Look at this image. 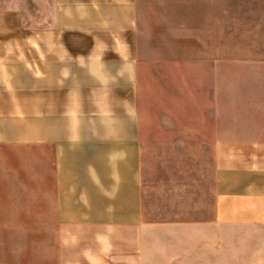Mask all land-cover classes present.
I'll use <instances>...</instances> for the list:
<instances>
[{
  "label": "crops",
  "instance_id": "0c3cea01",
  "mask_svg": "<svg viewBox=\"0 0 264 264\" xmlns=\"http://www.w3.org/2000/svg\"><path fill=\"white\" fill-rule=\"evenodd\" d=\"M150 25L209 56L201 72H227L228 50L243 62L229 71L264 73V0H0V177L34 184L45 152L53 174L54 255L44 226L25 264H264V81L237 103L251 127L227 138L219 95L198 177L168 185L160 162L150 194L139 80Z\"/></svg>",
  "mask_w": 264,
  "mask_h": 264
},
{
  "label": "rangeland",
  "instance_id": "374dc122",
  "mask_svg": "<svg viewBox=\"0 0 264 264\" xmlns=\"http://www.w3.org/2000/svg\"><path fill=\"white\" fill-rule=\"evenodd\" d=\"M163 27L169 29L165 30L160 26L153 33L154 26H147L149 31L140 40V102L145 122L142 174L146 192L150 194L159 182L160 162L164 164L162 173H165L168 185H171L172 180L175 186L186 183L191 176L198 177L203 160L200 157L206 154L201 151L206 149L205 133L217 127L216 121L211 120L210 116L217 112L215 98L219 95L225 97L227 102L224 109L227 138L234 130L251 127L249 121H243L241 125L240 112L243 106L237 103L240 98L258 97L260 91L250 90L249 86L252 82L264 81V73L229 71L235 64L243 62H240L239 57L231 56L232 51L228 50L223 58L227 72H201V65L207 63L209 56H186L187 42L182 38L184 34L177 33L172 26ZM194 53L199 54L196 50ZM192 62L194 71H186V65ZM241 87L247 88L245 94L240 93ZM258 123L260 122L257 121ZM261 125L264 127V122ZM34 173L35 183L32 185L24 183V175L21 179L10 178L8 174L0 177L2 194L45 192V201H0V263L25 264L28 249L32 245L40 246L44 226L45 261H52L55 217L52 200L53 174L47 152L45 171L35 168ZM44 180L45 184L36 183ZM25 226H32L33 230L27 231Z\"/></svg>",
  "mask_w": 264,
  "mask_h": 264
}]
</instances>
